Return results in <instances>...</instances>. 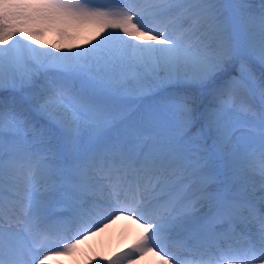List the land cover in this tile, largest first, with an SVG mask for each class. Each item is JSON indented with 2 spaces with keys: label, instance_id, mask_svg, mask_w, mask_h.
Wrapping results in <instances>:
<instances>
[{
  "label": "snow or ice",
  "instance_id": "obj_1",
  "mask_svg": "<svg viewBox=\"0 0 264 264\" xmlns=\"http://www.w3.org/2000/svg\"><path fill=\"white\" fill-rule=\"evenodd\" d=\"M119 217L86 264H264V0H0V264Z\"/></svg>",
  "mask_w": 264,
  "mask_h": 264
},
{
  "label": "bare ground",
  "instance_id": "obj_2",
  "mask_svg": "<svg viewBox=\"0 0 264 264\" xmlns=\"http://www.w3.org/2000/svg\"><path fill=\"white\" fill-rule=\"evenodd\" d=\"M260 0H250L251 3H253L255 5V3L259 2ZM256 6H259V4H256ZM54 38L51 37V36H47L45 38V41L43 42L45 45H50L52 42H53ZM115 230L114 226L112 225H109L105 228V230L103 232H99L94 238L91 239V241H95L97 239H100L103 237V235H110L111 233H113ZM123 233L124 234H127V229H126V226H124V229H123ZM110 238V237H109ZM86 244H88V241L86 242ZM83 243H81L79 246H78V249H80L81 247L84 249V253H85V256H86V259L88 260L89 258L91 257H100V254L107 248H110L109 251H108V255H110V252L112 250V247L113 245L112 244H106L104 246V248H101V247H98V246H95L93 248H89L88 251L85 250V248L82 246ZM80 247V248H79ZM77 252V251H76ZM75 252V253H76ZM80 259H81V256L78 255L75 257L74 255L73 256H66L64 258H62V260H66L63 264H86V261L84 263L80 262Z\"/></svg>",
  "mask_w": 264,
  "mask_h": 264
},
{
  "label": "rangeland",
  "instance_id": "obj_3",
  "mask_svg": "<svg viewBox=\"0 0 264 264\" xmlns=\"http://www.w3.org/2000/svg\"><path fill=\"white\" fill-rule=\"evenodd\" d=\"M78 42L81 43V44H83V39L81 38Z\"/></svg>",
  "mask_w": 264,
  "mask_h": 264
}]
</instances>
